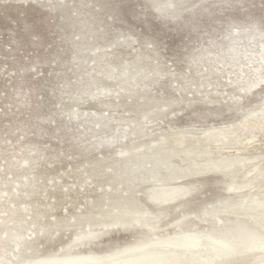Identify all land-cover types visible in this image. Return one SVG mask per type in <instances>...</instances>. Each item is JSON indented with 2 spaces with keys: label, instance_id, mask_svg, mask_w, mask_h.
I'll use <instances>...</instances> for the list:
<instances>
[{
  "label": "rangeland",
  "instance_id": "rangeland-1",
  "mask_svg": "<svg viewBox=\"0 0 264 264\" xmlns=\"http://www.w3.org/2000/svg\"><path fill=\"white\" fill-rule=\"evenodd\" d=\"M234 3L0 0V264L58 258L74 238L62 218L79 226L125 202L159 213L155 236L187 214L193 230L254 224L208 212L238 199L218 171L171 182L200 191L156 206L143 194L154 182L132 184L127 162L264 113V0ZM238 148L264 175L263 136ZM255 254L239 264H262Z\"/></svg>",
  "mask_w": 264,
  "mask_h": 264
},
{
  "label": "bare ground",
  "instance_id": "bare-ground-1",
  "mask_svg": "<svg viewBox=\"0 0 264 264\" xmlns=\"http://www.w3.org/2000/svg\"><path fill=\"white\" fill-rule=\"evenodd\" d=\"M259 135L264 138V113L252 118L247 117L237 125L203 130L202 139L192 143L182 135L176 141L177 147L163 142L154 147L148 146L146 151L130 156L127 161L132 164L130 171L138 174L137 178L131 181L132 184L154 182L143 194L156 206L175 203L188 196L186 190L191 187L189 184L171 185V182L184 181L203 174L206 170L224 174L230 180L227 189L232 194H237L238 199L213 207L208 212L216 217H219L220 213L237 218L245 216L254 221L253 225L230 219L219 220L218 225L207 230H193L186 220L189 216L187 214L178 218L179 223H175L178 231L155 236L157 234L153 232L158 227H153L151 221L155 218L158 224L159 213L151 212L145 205L136 201L111 206L101 213L99 218L85 220V224L109 225L108 217L111 215L146 213L147 216L142 218L148 233L146 231V236L143 235L142 238L144 251L136 253V258H163L177 261L178 264H226L229 261L231 264H239L240 257L247 258L249 253L258 252L254 257L259 256L263 261L264 252L254 245L252 237L264 233V191L258 187L264 175L260 162L251 163L250 168L245 170L249 159L243 158L240 154L243 149L238 148L239 145L256 141ZM242 137L245 139L242 140ZM229 150L232 153H229ZM175 159H179V165L174 163ZM59 259L61 257L41 259L32 264Z\"/></svg>",
  "mask_w": 264,
  "mask_h": 264
},
{
  "label": "snow or ice",
  "instance_id": "snow-or-ice-1",
  "mask_svg": "<svg viewBox=\"0 0 264 264\" xmlns=\"http://www.w3.org/2000/svg\"><path fill=\"white\" fill-rule=\"evenodd\" d=\"M224 7H239L234 0H221ZM221 4L215 5L217 7ZM264 111V107L261 109ZM200 191V185H193L186 190L187 195L194 196ZM143 216L147 214L130 213L111 215L109 225L103 231L93 227H84L85 217L81 216L80 225L70 217L62 218L59 229L72 233L73 239L66 246H61L56 253L61 259L45 261L43 264H178L177 261L163 258H136L135 254L144 251L143 235L139 229L144 227ZM153 227H158L153 218ZM179 223V221H178ZM128 233L127 236H117L116 233ZM53 234H59L56 228ZM254 245L264 252V233L252 237ZM231 254V253H229ZM231 264V262H226ZM264 264V262H262Z\"/></svg>",
  "mask_w": 264,
  "mask_h": 264
},
{
  "label": "water",
  "instance_id": "water-1",
  "mask_svg": "<svg viewBox=\"0 0 264 264\" xmlns=\"http://www.w3.org/2000/svg\"><path fill=\"white\" fill-rule=\"evenodd\" d=\"M214 170H209V171H207V172H213Z\"/></svg>",
  "mask_w": 264,
  "mask_h": 264
}]
</instances>
